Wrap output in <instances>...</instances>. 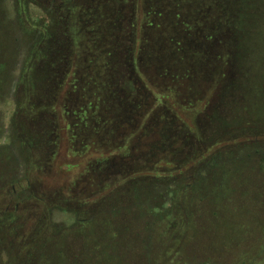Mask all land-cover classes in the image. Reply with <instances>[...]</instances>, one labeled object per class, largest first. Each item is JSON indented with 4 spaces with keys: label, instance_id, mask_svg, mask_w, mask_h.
Masks as SVG:
<instances>
[{
    "label": "trees",
    "instance_id": "1",
    "mask_svg": "<svg viewBox=\"0 0 264 264\" xmlns=\"http://www.w3.org/2000/svg\"><path fill=\"white\" fill-rule=\"evenodd\" d=\"M123 2L134 13L115 16L95 34H85L79 40L81 51L77 42L65 53L66 66L58 65L46 46L40 47L38 60L24 65L16 80L6 53L8 32L0 29V100L14 94L11 134L16 159L29 171V166L40 167L41 160H56L59 149L81 158L75 164L82 167L80 178L60 191L68 197L64 209L75 215L94 264H124V239L129 244L134 234L144 237L155 232L165 219H171L166 230L173 229V235L186 221L187 239L192 238L195 213L202 221L207 204L230 195L219 180L242 164L226 162L224 141L238 132H251L247 119L264 115V105L257 116L251 109L264 89V49L257 51L259 43L264 45V35L258 31L264 21V0H239L237 15H225L229 22L212 23V30L193 25L192 8L183 3L182 19L177 13L175 20L166 19L162 25L145 14L143 19L136 16L135 0ZM168 26L175 29L177 39L168 36ZM241 27L249 31H244V51L238 54ZM31 47L26 44L27 50ZM175 51L181 61L184 54H195L185 58L188 68L179 73L160 69L165 54L172 57ZM208 83L215 95L196 100ZM63 85L71 91L60 99ZM186 100L188 106H181ZM192 105L199 108L188 115ZM223 107L221 119L218 111ZM229 109L241 111V118L228 120ZM61 167L69 171L72 165ZM39 181L30 173L26 189L36 203L48 208L44 202L49 193L38 187ZM166 184L173 187L168 191L173 197L162 208Z\"/></svg>",
    "mask_w": 264,
    "mask_h": 264
},
{
    "label": "rangeland",
    "instance_id": "2",
    "mask_svg": "<svg viewBox=\"0 0 264 264\" xmlns=\"http://www.w3.org/2000/svg\"><path fill=\"white\" fill-rule=\"evenodd\" d=\"M135 2L136 16L143 19L145 14L150 20L162 25L166 19L170 21L173 17L172 21L175 20L177 13L180 14L177 18L182 19L183 3L192 8L190 19L195 18L191 19L193 25H201L200 30H212L215 22H229L225 15L231 13L233 18L237 15L239 0ZM155 5V10H151ZM130 6L123 0H0V29L6 28L8 32L6 53H9V61L13 64V80L18 78L24 65L31 66L38 60L40 47L46 46L50 57L55 58L61 67L66 66L63 63L69 57L65 53L69 54L75 48V43H79L78 49L81 51L79 40L85 34L90 36L105 24L108 26L109 22H114L115 16L127 18L133 12ZM261 23L258 31L264 35V21ZM170 30L168 36L173 35L177 39L175 29ZM52 31L51 38H48V33ZM244 31H249L248 27H241L237 35L238 54L244 51L241 45ZM31 36V40L27 42ZM26 44L34 47L27 50ZM263 49L264 45L259 43L258 54ZM192 55L195 54H184L181 61V56L176 51L172 57L168 52L164 56L166 63L164 66L159 65V68L183 72L188 68L185 58ZM251 64L256 63L252 60ZM239 65H242V59ZM213 88L208 83L202 88L204 92L197 93L196 100H206L215 95ZM70 91V87L63 85L59 91L60 99L70 94ZM182 91L185 93L183 96L189 99L186 90ZM13 97L14 94L11 93L0 100V264H94L95 256L86 247L81 226L76 225L75 215L64 209L68 204L65 201L68 197H64L60 191L61 186H68L71 181L80 178L82 167H76L75 164L81 158L67 156L69 153L59 149L56 160H41L42 164L38 163L40 167L29 166L28 171L27 164L16 159V149L13 146ZM256 99V107L251 108L255 116L264 105V89ZM181 106H188L187 100ZM190 108L188 115L196 112L199 106L192 105ZM223 109L224 107L218 111L221 119ZM226 111L228 120L236 121L242 116L241 111ZM247 121L246 127L253 129L251 132H238L223 143L222 151L226 162L244 164H240L236 172H229L227 179L224 177L222 181L219 180L220 187L230 189V195L224 201L217 196L218 200L207 204L210 206L206 207V215H203L202 221L195 213V235L189 240L184 220L180 228L178 224L180 233L173 235V229L166 230L171 219L159 221L158 229L144 234V237L132 235L137 242L132 239V243L128 244L129 241L124 239L127 243L123 247L127 259L124 264H264V115L261 119ZM64 138L66 137L63 135ZM204 160L205 158L196 159L198 162ZM62 164H71L72 167L66 171L65 167L60 168ZM30 173L39 178L38 187L49 193V199L44 202L48 204V208L36 203L31 190L26 189V177ZM162 190L165 195L160 204L164 208L171 202L173 196L168 191L173 190V187L170 189L169 184H166ZM155 205L156 201L153 210Z\"/></svg>",
    "mask_w": 264,
    "mask_h": 264
}]
</instances>
